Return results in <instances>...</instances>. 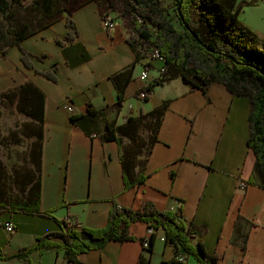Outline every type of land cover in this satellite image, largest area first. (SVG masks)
Instances as JSON below:
<instances>
[{
    "label": "crops",
    "instance_id": "crops-1",
    "mask_svg": "<svg viewBox=\"0 0 264 264\" xmlns=\"http://www.w3.org/2000/svg\"><path fill=\"white\" fill-rule=\"evenodd\" d=\"M116 11L101 10L97 0H90L70 13L78 30L72 41L63 40L64 16L24 39L21 47L40 57H30L33 68L21 63L15 45L0 54V92L30 82L43 97L41 122L18 111L26 120L27 163L37 166L28 171L40 180V209L55 216L0 212V264H196L182 254L172 262L174 249L164 231L137 221L129 225L131 239L110 240L75 259L54 249L17 255L34 246L37 236L60 230L57 220L72 215L82 226L103 228L112 204L139 209L145 202L160 210L181 207L184 222L200 234L195 241L219 264H264V189L247 146L248 98L217 81L209 84L207 95L189 91L176 78L155 85L141 100L136 93L158 75L157 64L145 63L149 48L136 59L126 41L131 17ZM239 19L264 40V0L242 6ZM143 69L149 75L145 81ZM47 70L55 73V81L40 73ZM123 71L119 102L113 76ZM164 102V111L155 114ZM66 105L73 110L66 111ZM12 108L13 103L8 111ZM5 221L13 223L14 232L5 230ZM52 241L63 243L57 237Z\"/></svg>",
    "mask_w": 264,
    "mask_h": 264
},
{
    "label": "trees",
    "instance_id": "trees-1",
    "mask_svg": "<svg viewBox=\"0 0 264 264\" xmlns=\"http://www.w3.org/2000/svg\"><path fill=\"white\" fill-rule=\"evenodd\" d=\"M33 1L36 9L32 23L46 22L36 30L28 31L29 25L20 27L14 21L13 9L22 0H0V54L4 55L8 47L15 45L21 52V63L28 68H33L30 60L33 54L21 47L24 39L51 26L63 16L67 29L63 40L72 41L78 32L70 13L65 16L63 9L58 7L61 0ZM112 1L115 7H111L113 10H117L122 16L131 17L126 41L136 59H142V50L151 47H157L164 59L163 72L140 89L145 92L142 100L148 99L155 85H162L176 78L181 79L189 91L201 89L207 95L209 84L217 81L234 95L248 98L250 130L247 146L255 157V171L262 175L261 187L264 189V40L239 19L242 6H253L257 0H172L171 5L164 4L162 0ZM174 19L179 27L174 25ZM55 40L64 43L58 38ZM40 73L52 81L57 78L54 72L48 70ZM124 73L126 71L113 76L119 102L124 95V85L119 83ZM140 90L136 93L137 97ZM14 102L21 113L41 122L43 97L32 83L25 82L17 89L0 92V107L9 110ZM166 106L167 102H164L153 112L159 115ZM88 108L89 111L92 110L90 105ZM126 173L124 167L125 185L129 186ZM20 181L23 183L22 195L10 197L2 191L4 175L0 173V212L21 211L55 218L53 210L40 209V180L36 173L27 170L21 175ZM247 182L254 183L251 178ZM134 221L145 222L150 227L164 231V240L174 249L172 262L177 255L182 254L184 257L192 256L196 264H219L217 257L206 253L202 243L195 241L200 234L184 222L181 207L160 210L153 202H145L139 209L114 203L109 211L107 224L98 229L80 225L72 215L57 220L60 230L37 236L34 246L20 249L17 255L25 256L36 249H54L63 250L67 257L75 259L82 252L100 249L110 240L131 239L129 225ZM153 236L151 234L150 238ZM55 237L63 243L52 241Z\"/></svg>",
    "mask_w": 264,
    "mask_h": 264
},
{
    "label": "rangeland",
    "instance_id": "rangeland-1",
    "mask_svg": "<svg viewBox=\"0 0 264 264\" xmlns=\"http://www.w3.org/2000/svg\"><path fill=\"white\" fill-rule=\"evenodd\" d=\"M88 1L90 0H61L59 1L58 7L63 9V15L67 16L74 8ZM97 1L101 10H106L108 7H114L112 0ZM162 1L165 2L164 4L168 5L173 3L172 0ZM35 7L36 5L33 0H22L21 4L15 6L13 9L15 14L14 21L20 27L23 25H29L28 31L36 30L44 24L46 20L39 21L36 24L32 23V19L35 18ZM170 12L174 16L172 9ZM118 14L120 15L119 12ZM173 23L175 26L179 27L175 19ZM24 121L26 120L20 114L18 107L14 105V103L11 112L5 109V107H0V160L3 163L0 173L4 175V193L13 198L22 195L23 183L20 181L21 175L31 168L34 171H37L35 163L33 165L30 161L27 163L25 149L28 148V146L27 143L22 140L23 132H25Z\"/></svg>",
    "mask_w": 264,
    "mask_h": 264
},
{
    "label": "built area",
    "instance_id": "built-area-1",
    "mask_svg": "<svg viewBox=\"0 0 264 264\" xmlns=\"http://www.w3.org/2000/svg\"><path fill=\"white\" fill-rule=\"evenodd\" d=\"M103 24L106 28L110 27L111 26V20L108 19V18H104L103 19ZM159 49L157 47H151L149 48V50H147V52L145 53V57H144V60H145V63L146 64H153V63H156V69H157V73H161L163 72L164 68H163V65H164V59L163 57L160 55ZM140 79L141 81H145V80H148L149 79V75H148V71L146 69H143L142 72H140ZM145 96V92L144 91H141L139 92V98L142 100L143 97ZM65 110L68 111V112H71L73 110L72 106L71 105H66L65 106ZM245 186V182H240L239 184V187H244ZM3 226L5 228V230L7 232H14V225L11 221H5L3 223ZM163 240V238H161ZM144 246H148V243L147 241H144ZM179 260L181 261L182 258H179Z\"/></svg>",
    "mask_w": 264,
    "mask_h": 264
}]
</instances>
